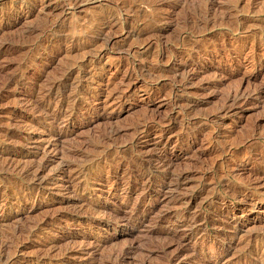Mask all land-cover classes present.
<instances>
[{
    "label": "rangeland",
    "instance_id": "rangeland-1",
    "mask_svg": "<svg viewBox=\"0 0 264 264\" xmlns=\"http://www.w3.org/2000/svg\"><path fill=\"white\" fill-rule=\"evenodd\" d=\"M172 263L264 264V0H0V264Z\"/></svg>",
    "mask_w": 264,
    "mask_h": 264
},
{
    "label": "bare ground",
    "instance_id": "bare-ground-1",
    "mask_svg": "<svg viewBox=\"0 0 264 264\" xmlns=\"http://www.w3.org/2000/svg\"><path fill=\"white\" fill-rule=\"evenodd\" d=\"M43 107V106H42ZM162 162V161H161ZM97 164V163H96ZM159 164V163H158ZM149 169V168H148ZM152 170V169H151ZM36 176V175H35ZM30 178V177H29ZM129 220V219H128ZM196 224V223H195ZM198 224V223H197ZM168 236V235H166ZM170 237V236H169ZM173 239V238H172ZM180 241V240H179ZM181 243V242H180ZM178 245V244H177ZM178 247V246H177ZM180 250H181V246H180ZM179 251V250H178ZM178 255V254H177ZM180 255V254H179ZM182 256V255H181ZM176 257V256H175ZM173 258V257H172ZM180 260V259H179ZM113 261V260H112ZM172 261V260H171ZM176 261V260H175ZM164 263V262H163ZM173 264V263H172Z\"/></svg>",
    "mask_w": 264,
    "mask_h": 264
}]
</instances>
